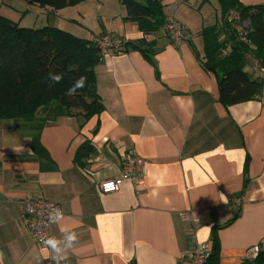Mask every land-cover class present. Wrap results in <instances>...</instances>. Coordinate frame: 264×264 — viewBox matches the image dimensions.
I'll list each match as a JSON object with an SVG mask.
<instances>
[{"label": "crops", "instance_id": "0c3cea01", "mask_svg": "<svg viewBox=\"0 0 264 264\" xmlns=\"http://www.w3.org/2000/svg\"><path fill=\"white\" fill-rule=\"evenodd\" d=\"M162 2L166 16L187 27L180 46L165 30L144 35L119 0L48 11L49 25L91 40L114 32L126 50L95 67L100 114L86 119L73 110L46 122L39 138L48 159L32 148L35 131L0 120V264H56L48 246L33 243L28 198L60 205L62 223L76 235L59 264H179L189 250L181 214L190 210L200 216L198 240L211 244L210 264H257L261 255L264 263V88L226 106L217 72L200 58L202 29L220 18L216 1ZM245 71L264 81L259 61L248 59ZM128 152L145 161L144 170L102 194L99 182L120 176ZM49 239L63 241L60 224L52 222ZM254 246L259 252L248 254Z\"/></svg>", "mask_w": 264, "mask_h": 264}, {"label": "trees", "instance_id": "16d2710c", "mask_svg": "<svg viewBox=\"0 0 264 264\" xmlns=\"http://www.w3.org/2000/svg\"><path fill=\"white\" fill-rule=\"evenodd\" d=\"M85 1L35 0L49 12L75 7ZM119 1L126 8V20L135 22L144 35L165 30L167 16L163 0ZM217 1L221 18L217 17L216 23L202 29L200 58L204 67L216 65L214 72L222 74V78L219 77L220 100L231 106L254 100L264 88L263 80L245 71L248 59L259 61L264 67V4ZM235 14L253 23V32L248 34L247 41L225 23L226 16ZM146 41L144 37L138 45L149 46ZM102 57L95 38H82L51 25L21 27L0 14V120H21L29 124L37 133L32 142L34 152L48 159L49 154L39 138L47 121L70 116L73 110L84 112L86 119L103 111L95 75V67ZM51 75H59L61 79L52 81ZM81 77L84 86L70 93L69 89ZM85 149L84 145L76 153L78 164L86 156ZM262 256L257 264H264ZM212 257L213 254L210 260Z\"/></svg>", "mask_w": 264, "mask_h": 264}, {"label": "built area", "instance_id": "2783aa9c", "mask_svg": "<svg viewBox=\"0 0 264 264\" xmlns=\"http://www.w3.org/2000/svg\"><path fill=\"white\" fill-rule=\"evenodd\" d=\"M235 15L229 16L228 22L238 31L240 38L247 41L251 30H248L249 28L244 30L243 26L250 25L252 22L250 19L240 21V18ZM164 29L171 42L175 46H180L184 41L187 27L174 15H171L167 17ZM95 41L102 56H112L125 51V39L114 32L101 35L95 38ZM144 166L145 161L141 157L132 152L126 153L120 176L100 181L98 184L100 192L106 195L118 191L125 181L137 177L144 170ZM85 173L91 174L86 171ZM236 203H240V201L236 200ZM23 206L33 243L42 248L46 247L45 242L49 240L52 225L50 215L56 211L63 214L61 206L43 198H28L24 201ZM227 208L231 209V206L229 205ZM181 216L188 224L189 250L181 257L179 264H208L213 251L210 242H200L197 238V228L200 223L199 214L190 210L183 212ZM259 250L258 246H254L248 250V254H257Z\"/></svg>", "mask_w": 264, "mask_h": 264}, {"label": "rangeland", "instance_id": "374dc122", "mask_svg": "<svg viewBox=\"0 0 264 264\" xmlns=\"http://www.w3.org/2000/svg\"><path fill=\"white\" fill-rule=\"evenodd\" d=\"M192 1H194V4L197 5L198 7H202L206 3L205 0H192ZM216 3H218V1ZM206 7H210L209 8L210 10L213 8L212 6L208 5V3ZM78 10L80 11V8L69 9L65 12H62L60 16H63V17L71 16V15L77 14ZM0 14L18 23L21 27H26V28H38V27H42L45 25H49L52 22V16L50 15V13L46 9L41 8L35 2V0H0ZM235 16L239 17L238 15H235ZM53 18H54V14H53ZM228 19H229V16H226L224 20H225V23L227 22L229 24ZM239 20L242 21L241 18ZM62 26L63 28H66L67 26H69V24L62 25ZM70 28H72L71 25H70ZM253 28L254 26L252 23L250 25L243 26L244 30L248 29V30H251V32H253ZM217 75L220 78H222V74L220 72H217ZM9 123L14 126H19V127L24 126L25 130L32 129V127L29 124L21 120H12Z\"/></svg>", "mask_w": 264, "mask_h": 264}, {"label": "clouds", "instance_id": "9594fccd", "mask_svg": "<svg viewBox=\"0 0 264 264\" xmlns=\"http://www.w3.org/2000/svg\"><path fill=\"white\" fill-rule=\"evenodd\" d=\"M61 79L59 75H51V80L58 82ZM84 86V78L81 77L76 81L75 85L69 89V92H74L77 88H82ZM50 220L54 223L60 224V230L64 233L63 241L56 239H49L45 243L46 245L55 253L53 259L56 261V264H59L60 260L63 258L61 253L65 248L71 247L73 241L76 240V235L74 232L69 231L68 227L62 223L63 214L59 211H56L54 214L50 215ZM63 245V246H61Z\"/></svg>", "mask_w": 264, "mask_h": 264}, {"label": "water", "instance_id": "95a60500", "mask_svg": "<svg viewBox=\"0 0 264 264\" xmlns=\"http://www.w3.org/2000/svg\"><path fill=\"white\" fill-rule=\"evenodd\" d=\"M207 68H208V69L215 70L217 67H216V65L208 64V65H207Z\"/></svg>", "mask_w": 264, "mask_h": 264}]
</instances>
